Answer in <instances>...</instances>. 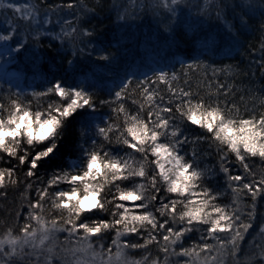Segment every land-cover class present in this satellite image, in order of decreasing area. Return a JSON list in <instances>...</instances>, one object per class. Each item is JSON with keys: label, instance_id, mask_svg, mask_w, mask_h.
Wrapping results in <instances>:
<instances>
[{"label": "snow or ice", "instance_id": "6c2138e0", "mask_svg": "<svg viewBox=\"0 0 264 264\" xmlns=\"http://www.w3.org/2000/svg\"><path fill=\"white\" fill-rule=\"evenodd\" d=\"M0 264H264V0H0Z\"/></svg>", "mask_w": 264, "mask_h": 264}]
</instances>
